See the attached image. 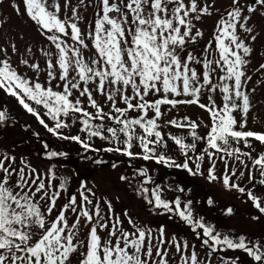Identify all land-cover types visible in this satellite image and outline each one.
<instances>
[{
	"label": "rangeland",
	"instance_id": "374dc122",
	"mask_svg": "<svg viewBox=\"0 0 264 264\" xmlns=\"http://www.w3.org/2000/svg\"><path fill=\"white\" fill-rule=\"evenodd\" d=\"M229 117L264 132V0H0V264H264L261 147L207 143Z\"/></svg>",
	"mask_w": 264,
	"mask_h": 264
},
{
	"label": "trees",
	"instance_id": "16d2710c",
	"mask_svg": "<svg viewBox=\"0 0 264 264\" xmlns=\"http://www.w3.org/2000/svg\"><path fill=\"white\" fill-rule=\"evenodd\" d=\"M19 122L17 121H13V119H7L5 121V126H3L4 128L6 127V125H12V127H14L16 130H19L23 133H25V130H27V127H25L23 124L21 126H19L18 124ZM7 125V127H9ZM2 127V128H3ZM1 128V129H2ZM114 129V128H112ZM123 132L126 136H132L134 133H127L129 132V129L126 130V133L124 131V129L118 130L116 131V133L113 131V136L118 139L123 137ZM26 134V133H25ZM212 134L214 135V137L212 139H207V143L210 145V147H214L213 149H215L217 152H223V153H233L236 154V152H238L239 149H242V146H247L250 147L252 145H258L261 147V154H264V133H258V132H251V131H237L233 128L232 126V122H231V118L229 117L228 120H225L224 125L218 130V132L215 134V132H212ZM38 144H42L43 147H40V149L38 148L37 150H35V155L39 160L42 161V163L44 164H51V163H59V160L63 158V160H67V161H71L73 158V156H68L66 154H62L60 156L59 160H54V152L51 150V152H45V155H49L50 157L47 159H44L42 157H40V151L42 149L47 148L46 144L44 142H41L42 140H39L37 138H33ZM184 139H187L188 141H194L196 139L195 135H188V136H182V140L184 141ZM208 144H206V149H208ZM136 146V143L134 141V147ZM199 151V149H197V147L193 148V153L197 154ZM260 155L256 156V159L259 158ZM61 160V161H63ZM93 166H95L94 164L90 163ZM98 167V166H96ZM58 169H61V167H59ZM136 180H133L134 186H142V185H146L147 181L146 178H143V173H141V170H137L136 171V176H135ZM124 181H126L128 183V181L132 180L128 175L124 176L123 178ZM128 180V181H127ZM130 183L126 184L128 187V191L133 194V196H135L136 199L143 201V197H137V192L136 190H134L130 185ZM143 187V186H142ZM147 192H146V197L150 199V188H147ZM156 206H154L155 208ZM139 210L142 213H145L144 209H142L139 206ZM4 210L0 208V212H3ZM150 217H152L153 213L149 214ZM5 219V214L2 213L1 214V219H0V223L4 222ZM6 228V225L3 224V229ZM36 256V251L33 249H29L27 247H23V248H16V250L12 251L10 253V255H7L6 260L7 259H11V262H13V264H21L23 262V259H27L28 261L32 259V256Z\"/></svg>",
	"mask_w": 264,
	"mask_h": 264
}]
</instances>
